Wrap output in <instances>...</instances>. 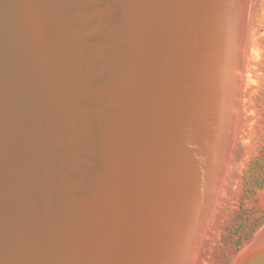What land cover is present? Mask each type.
<instances>
[{"label": "bare ground", "instance_id": "bare-ground-1", "mask_svg": "<svg viewBox=\"0 0 264 264\" xmlns=\"http://www.w3.org/2000/svg\"><path fill=\"white\" fill-rule=\"evenodd\" d=\"M248 1L0 0V264L194 263L238 133ZM113 7L127 27L108 39L92 27ZM75 139L92 185L65 190L87 239L69 256L34 196ZM236 264H264V226Z\"/></svg>", "mask_w": 264, "mask_h": 264}, {"label": "rangeland", "instance_id": "rangeland-1", "mask_svg": "<svg viewBox=\"0 0 264 264\" xmlns=\"http://www.w3.org/2000/svg\"><path fill=\"white\" fill-rule=\"evenodd\" d=\"M248 2L249 28L250 32L253 31L254 52L248 61L244 58L248 62L249 78L241 91L238 133L231 145L229 169L227 162L225 167L227 171L224 170L225 176L223 175L224 179H221L223 182L220 181L222 185L220 184L217 192L219 196L215 197V206L213 204L210 212L212 214L207 220L209 223L204 227L205 232L203 231L193 264H236L237 257L251 244L256 233L264 226V0ZM96 17H99L97 12ZM99 19H102L99 29L96 30L94 26L92 29L108 39H115L112 36H119L120 29L126 26L123 14L115 7L112 8L107 20ZM245 71L246 69L243 70ZM95 74L99 80L97 88L104 96L107 93L106 81L109 79L103 77L102 67ZM103 99H99L98 104H101ZM79 145L80 140L75 139V149H66L52 172L43 177L42 194L38 198L34 196V200L46 201L45 209L53 210L61 216L60 225L67 234L69 256L74 251L77 238L87 239L82 229L77 230L75 225H71L68 217L61 211V204L69 198L65 190L77 185L79 174H83V180L92 185V172H88L91 163H88L87 158L81 157ZM96 150L100 151L98 148ZM82 158L85 159L80 161ZM81 190L83 189L79 187L78 191ZM76 206L83 208L88 216L92 214L91 210L77 203L73 211Z\"/></svg>", "mask_w": 264, "mask_h": 264}, {"label": "water", "instance_id": "water-1", "mask_svg": "<svg viewBox=\"0 0 264 264\" xmlns=\"http://www.w3.org/2000/svg\"><path fill=\"white\" fill-rule=\"evenodd\" d=\"M253 241H254V239H253ZM253 241H252V242H253ZM255 246H256V245H255V243H254V244L250 247L251 249H249V250H250L249 253L252 252L251 255L254 253V247H255ZM247 252H248V251H247ZM249 253H248V254H249ZM248 254H247V255H248ZM252 256H253V255H252Z\"/></svg>", "mask_w": 264, "mask_h": 264}]
</instances>
